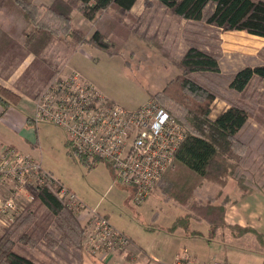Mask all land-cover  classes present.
<instances>
[{"label":"trees","instance_id":"1","mask_svg":"<svg viewBox=\"0 0 264 264\" xmlns=\"http://www.w3.org/2000/svg\"><path fill=\"white\" fill-rule=\"evenodd\" d=\"M137 1L53 0L43 4L39 0H0V6L11 3L21 11L27 22V51L35 59L43 61L39 57L46 46L60 36L70 37L75 47L89 42L112 55L118 54L113 50L115 43L107 40L101 30L96 29L88 37L84 28L75 26L73 9L93 20L109 9L130 15ZM155 1L186 21L203 22L210 29L220 31H245L264 39V0ZM151 3L148 0L149 6ZM7 35L8 31L0 25V41ZM9 45L5 48L0 45V55ZM159 47L168 53L163 44ZM174 60L178 74L151 98L177 122L188 127L193 135L207 141L212 148V156L203 170L190 165L187 158L176 156L158 182L157 187H160L166 201H176L189 209V212L176 217L170 229L182 227L188 234H203L192 229L191 218L195 216L209 224L208 241L215 238L218 230H227L233 238L254 233L264 246V233L252 226L226 221L227 206L233 199L222 189L231 179L242 195L254 191L264 193V48L254 55H245L244 63L227 73L222 69L218 53L202 47L195 40L190 41L180 59ZM59 69L46 72L42 85L29 94L0 80L3 111L14 106L25 113L28 125H36L33 118L35 100ZM219 97L224 98L227 104L216 111ZM67 146L69 153L77 155L89 169L100 161L80 156L68 143ZM206 180L219 183L221 189L206 200L196 198L195 191ZM61 186L56 177L54 182L27 185L31 194L29 204L10 225L3 227L0 234V264H53L51 261H39L28 252V248L39 249L51 260H54L52 253L63 251L62 258L68 262L73 258L82 261L84 228L76 213L60 197Z\"/></svg>","mask_w":264,"mask_h":264},{"label":"rangeland","instance_id":"2","mask_svg":"<svg viewBox=\"0 0 264 264\" xmlns=\"http://www.w3.org/2000/svg\"><path fill=\"white\" fill-rule=\"evenodd\" d=\"M52 1L39 0L43 4ZM149 1L152 2L150 6L148 0H138L130 15H122L109 9L93 20L84 17L76 8L73 9V24L84 28L88 37L96 29L101 30L106 34L107 40L115 43L113 50L118 54L112 55L89 42L75 47L70 37L60 36L46 46L39 57L43 61L35 59L27 51L25 45L27 22L21 11L11 3L1 5L0 25L8 31V35L1 39L0 45L5 48L12 44L0 55V80L17 86L29 94L42 85L46 72L63 67L64 72L80 71L110 99L125 107L134 108L151 100L153 93L161 90L178 74L179 69L174 59L178 60L182 57L191 40L217 52L222 69L226 73L232 68L241 66L245 55H254L264 48V39L245 31L210 29L203 22L186 21L166 9H161V4L157 1ZM55 25L59 27V23L55 22ZM159 44H163L169 50L167 54L162 51ZM226 102L222 97L217 98L215 110H219L227 104ZM31 128L36 129L35 144H30L19 135L18 131L2 121H0V138L26 143L25 151L41 162L45 170L52 172L88 206L99 209V212L106 208L111 212L113 221L117 220L118 223L146 231L145 227L149 225L156 212H159L160 220L164 223L182 213L183 204L173 200L166 201L159 186L142 204H136L133 188L115 180L113 168L108 161L100 160L94 168L89 169L79 161L77 155L69 153L66 135L56 125L40 122ZM185 128L188 131V138L180 147L177 156L181 159L187 158L186 162L198 170H203L212 156V148L207 141L193 135L188 127ZM7 184L0 183V191L4 189L3 187L7 188L0 205L11 190V183ZM28 184L38 183L33 181ZM27 185L24 186L22 195L17 197L16 215L23 211L31 200ZM226 187L227 185L222 189L228 194L231 188L229 186L225 189ZM219 189H221L219 183L206 180L197 189V195L203 196L202 200H206L214 197ZM263 221L264 216L261 217L259 224L264 230ZM2 231L3 228L0 229V234ZM232 242L250 248L264 249L254 233H248L239 239L233 238ZM182 248L190 251L188 247ZM28 252L41 262L51 261L53 264H82L84 259L80 261L73 258L72 262H68L62 258L64 252L59 251V254L52 253L53 259L58 262L56 263L37 248H28ZM82 254L86 258L93 255L86 253L84 248ZM191 254L195 256L192 252ZM252 256L254 260L248 264H259L258 255Z\"/></svg>","mask_w":264,"mask_h":264},{"label":"built area","instance_id":"3","mask_svg":"<svg viewBox=\"0 0 264 264\" xmlns=\"http://www.w3.org/2000/svg\"><path fill=\"white\" fill-rule=\"evenodd\" d=\"M63 67L44 86L35 100L34 123L56 125L66 135L71 149L89 160H106L114 178L133 188L136 204H142L157 187L188 136L185 126L156 100L134 108L106 96L80 71ZM54 175L38 160L8 146L0 150V183L11 190L0 205V229L10 224L18 211L17 197L30 182H54ZM60 197L76 213L84 228L86 253L128 254L132 240L103 213L77 198L62 185ZM85 254V253H84ZM177 264H200L187 248L177 253Z\"/></svg>","mask_w":264,"mask_h":264},{"label":"crops","instance_id":"4","mask_svg":"<svg viewBox=\"0 0 264 264\" xmlns=\"http://www.w3.org/2000/svg\"><path fill=\"white\" fill-rule=\"evenodd\" d=\"M161 9L165 10L164 6L161 5ZM1 111L0 121L18 131L19 135L25 138L30 144L37 142L36 129L31 128L33 125H28L24 112L18 108L16 109V107L12 108V106L4 111L0 106ZM24 145L27 144L22 141H7L6 138H0V150L8 146L15 147L24 154L37 160L25 151ZM50 173L53 174L52 172ZM54 177L56 176L54 175ZM62 185L64 184L62 183ZM229 186L231 191L228 194L233 199V202L227 206L226 221L230 224L252 226L264 233V230L259 225L261 217L264 216V193L254 191L250 194L242 195L234 180L228 182L227 187ZM3 188L0 191V203L4 199V194L7 193V188ZM195 194L197 195V190ZM195 197L202 199L203 196L197 195ZM181 207V214L189 212L187 205H182ZM101 212L116 227L129 235L132 244L128 254L112 251L93 254L88 258L84 255L82 264H177V253L184 246L190 249L200 264H248V262L254 260V256H252L254 254L258 255L259 264H264L263 248H250L242 244H237V242L234 244L232 242L233 237L229 235L227 230L225 232L218 230L215 238L208 241L206 236L210 232L209 224L205 221H200L195 216L191 218L192 229L198 230L204 235L188 234L182 227H178L175 230L170 229L176 217L181 214H178L175 219L168 220L164 223L163 220H160L161 216H159V212H156L148 223L149 225L145 227L146 231H142L138 227L136 229L134 226L124 225L121 222L118 223L117 220L113 221L111 212L106 208L102 209ZM160 221L163 222L160 223Z\"/></svg>","mask_w":264,"mask_h":264}]
</instances>
